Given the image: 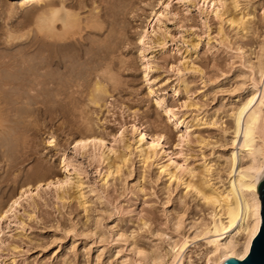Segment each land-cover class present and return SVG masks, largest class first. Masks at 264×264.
I'll list each match as a JSON object with an SVG mask.
<instances>
[{"label": "rangeland", "instance_id": "rangeland-1", "mask_svg": "<svg viewBox=\"0 0 264 264\" xmlns=\"http://www.w3.org/2000/svg\"><path fill=\"white\" fill-rule=\"evenodd\" d=\"M60 1L0 0V215L30 191L0 219V264H150L132 250L156 248L171 264L174 241L213 211L184 181L225 188L231 114L252 79L246 60L256 61L264 37V0ZM51 8L58 18L41 28ZM154 28L162 43L152 37L143 54L140 37ZM98 82L107 94L93 104ZM135 125L146 148L163 136L150 160L135 149ZM86 136L103 139L111 158L101 147L77 150ZM166 164L180 165L177 178ZM76 172L82 198L64 183ZM99 219L101 239L92 235ZM202 241L190 248L195 264L205 263Z\"/></svg>", "mask_w": 264, "mask_h": 264}, {"label": "bare ground", "instance_id": "bare-ground-1", "mask_svg": "<svg viewBox=\"0 0 264 264\" xmlns=\"http://www.w3.org/2000/svg\"><path fill=\"white\" fill-rule=\"evenodd\" d=\"M60 2L64 4L66 3V0H61ZM169 9L170 2H168V4L164 6V12L155 14L156 23H158L159 25L163 24L162 19H167ZM228 12H225L224 14L229 15L230 12ZM46 15L48 17H42L44 19H42L39 23V26L44 29L47 27V22L49 23L50 21L57 20L59 9L51 8ZM77 17L78 16L76 15V18ZM231 23L234 24V20ZM50 26L52 25L50 24ZM158 30L154 28L152 32L149 33L146 31L143 35H141L139 41L144 45V49L142 50L143 54H145L146 49L147 51L152 49V37H157ZM156 39L157 41H154L158 42L159 44L162 43L158 37ZM246 61L249 69L252 71V79H249L251 80V82L248 86H246V88H244V84H241V89H243V93L242 95H240L241 104L237 106L231 114V118L233 121V132L232 139L229 143L230 152L228 156H226L227 167L225 172L226 179L224 180L225 188L223 189V191H219L215 188L209 190L208 188L210 186H205V183L203 181L200 183H196L194 180V183L191 181L189 183H186L184 181V185L186 184L187 188L196 191V193L202 197L207 205L213 208V211L209 219H200L197 222L190 221L191 223H188L190 231L189 237L184 238L182 241H174V243L172 242L173 262L171 264H182L184 260H186V264H195L192 261L193 259L190 257V248L192 245L197 248V246L199 245L197 241L199 239H202L204 241H202L203 243L201 244V248H205V251L203 250L205 252L204 264H222V262L230 256L244 259L250 253L252 242L261 230L262 201L258 188L264 176V37H262V39L259 41L258 51L256 52V61L253 60L254 62H252L250 59ZM106 74L103 75L105 76ZM108 79L110 81H115L112 78ZM151 93H153L152 90ZM105 94H107V88L104 86V84H101L100 82L96 83L94 91L92 92L91 102L93 104H99L102 96ZM164 101V98H162L161 96H157L156 105L159 107H163L165 103ZM165 112L170 118H173L174 113L172 110L167 109L165 110ZM145 130L146 129H142L141 127H138L136 125L133 126V132L138 134L139 138L135 141V149H137V151L141 153L140 157H144L147 161L150 160L151 156L155 155V152L154 150L152 151V149H156L163 145V136H155L152 140L153 143L149 144V147H147V149V143L145 145V142L148 141V134ZM124 135L125 133L123 131L121 137L124 138ZM49 143L53 144L54 141H50ZM74 145L77 150L80 149L84 151L91 146H93L95 149L97 147H101L103 149L105 148L103 151V155H105L104 157H107V159L111 158L110 155L113 152L112 150H107L109 154L106 153V144L104 140L94 136H86V138L84 137V139L75 141ZM129 146L130 145L128 144V149H130L131 147ZM120 160L123 164L127 163V155L123 154L120 157ZM62 165L65 169H69L70 167V164L66 159L63 160ZM179 166H176L175 169H172L170 165L166 164V166H162V168L168 170L172 175L171 177L177 178L179 170L181 169ZM111 167L116 168V171H120L121 169L119 166L116 167L114 163ZM204 169L206 170V172L210 171V169L206 166ZM110 174H113L112 170ZM62 183L63 182L60 181L58 182L59 187ZM64 183H73L74 185L72 188L76 190L77 195L79 196L78 198L83 197V194L80 191V188L83 186L82 180L77 172L75 173L74 178L67 177ZM41 185L42 184L40 183V185H37L35 189L38 190ZM50 185L52 186V183ZM29 192V190H24L19 195V197L15 198L10 204L9 208L0 215V219H9L10 216L14 214L16 209L21 205V201L28 198L27 194H29ZM182 224L183 221L180 219L177 223H175V226L179 229ZM100 226L101 225L99 219L96 222L95 230L92 232L93 237L97 236L101 239V237L104 236V231ZM254 229L255 233L253 234ZM117 238L120 241L125 242L126 244L128 243V238L124 234H117ZM132 251L135 253V255L137 254L141 258H143V260H148L150 264L164 263L163 257L157 248L152 251L153 255L145 253L142 249H133ZM101 252L100 254H102ZM122 252L123 250H117L116 255H120L122 254ZM125 261L128 262V259L125 258Z\"/></svg>", "mask_w": 264, "mask_h": 264}, {"label": "water", "instance_id": "water-1", "mask_svg": "<svg viewBox=\"0 0 264 264\" xmlns=\"http://www.w3.org/2000/svg\"><path fill=\"white\" fill-rule=\"evenodd\" d=\"M258 190L262 201V226L252 242L250 253L244 259L227 257L222 264H264V176Z\"/></svg>", "mask_w": 264, "mask_h": 264}, {"label": "snow or ice", "instance_id": "snow-or-ice-1", "mask_svg": "<svg viewBox=\"0 0 264 264\" xmlns=\"http://www.w3.org/2000/svg\"><path fill=\"white\" fill-rule=\"evenodd\" d=\"M255 233V229L253 230V234ZM246 250V249H245ZM242 258V257H241Z\"/></svg>", "mask_w": 264, "mask_h": 264}]
</instances>
